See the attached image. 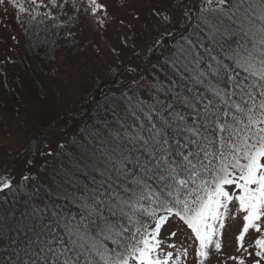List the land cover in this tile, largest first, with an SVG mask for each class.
Returning a JSON list of instances; mask_svg holds the SVG:
<instances>
[{"label": "snow or ice", "instance_id": "1", "mask_svg": "<svg viewBox=\"0 0 264 264\" xmlns=\"http://www.w3.org/2000/svg\"><path fill=\"white\" fill-rule=\"evenodd\" d=\"M0 5L22 27L24 17L45 33L56 26L61 48L95 45L98 54L115 20L121 43L108 41L107 70L123 67L132 85L45 161H25L27 174L0 165V264H187L188 247L161 239L170 221L190 230L194 264H246L243 255L219 259L234 212L243 220L237 252L264 264V0H119L128 19L101 0ZM137 22L192 34L167 51L162 71L116 65L128 51L138 58L128 31ZM57 68L80 76L71 62Z\"/></svg>", "mask_w": 264, "mask_h": 264}, {"label": "rangeland", "instance_id": "2", "mask_svg": "<svg viewBox=\"0 0 264 264\" xmlns=\"http://www.w3.org/2000/svg\"><path fill=\"white\" fill-rule=\"evenodd\" d=\"M101 2L108 4L109 11L116 13L117 19L121 16L128 19L127 13L119 9V0H101ZM18 15L19 13L11 6H8L6 12L5 6L0 5V100L3 101V105H0V165H11L12 170L17 174L20 172L27 174L30 165L25 161H45L44 153L49 150L50 146H54L56 141L60 143L66 141L73 134V115L77 113L82 100L90 99L91 95L102 85H105L103 88L105 89L118 83L126 84V81L125 77L120 74L123 67L113 66L111 71L107 70L111 60L107 51L108 41L116 44L117 47L121 43V40L117 39L121 32V26L113 20L109 22L107 30L98 41L104 48L102 54L96 53L95 45L91 48H88L87 44L84 48L67 45L66 51L56 59L52 66L48 80L35 86L37 92L28 88V93L22 96L20 101L13 97L8 98L9 96L4 94L3 89L7 85L12 87L24 40V26L22 27L17 21ZM59 15L64 20L66 19L63 13H59ZM23 19L26 22L28 18L24 17ZM183 27V24L173 25L168 31H165L163 24H150L142 29L141 24L137 22L135 29L129 28L128 31L129 33L136 32L138 58H135L133 51H128L115 61L116 65L133 61L141 65V70L148 68L149 65L145 63V58L150 49L162 37ZM154 41H156L155 44ZM97 55H99V59H97ZM68 62H71L74 67H79V78L71 80L63 69L58 70L57 65H66ZM43 119L45 122L53 120L56 124L49 131H44L45 146H40L37 153L32 155L27 151L26 145L43 126L45 127ZM53 137L56 138L55 141ZM32 171L35 169L33 168ZM242 225V217L235 212L232 217L226 220L222 235L223 248L220 261H223L227 256L240 257L243 255L246 258V264H252L251 258H247V253L237 252V236L242 230ZM173 231L176 232L174 237L170 235ZM255 238L256 234L252 231L246 234L244 243L249 251H253L249 246L253 244ZM161 239L166 244L188 247L190 255L187 264H194L195 246L192 243L190 230L186 226H177L176 221H170L162 229ZM212 264H218L215 256ZM227 264H235V262L228 260Z\"/></svg>", "mask_w": 264, "mask_h": 264}, {"label": "trees", "instance_id": "3", "mask_svg": "<svg viewBox=\"0 0 264 264\" xmlns=\"http://www.w3.org/2000/svg\"><path fill=\"white\" fill-rule=\"evenodd\" d=\"M27 20L24 25L22 51L17 61V69L15 71L16 77L13 79L12 87L7 85L3 89L4 94L9 96L8 98L13 97L16 100L18 99L17 101H20L19 99L28 93V88L37 92L35 86L48 80L56 59L67 49V44L62 48L60 47V37L54 35L59 29L52 25L51 21H48V24L52 26L49 27L45 33L43 31V25L39 27L34 24L29 25ZM63 21L64 19L60 16V20L57 21V24ZM191 34L192 28L185 30L183 27L170 35L162 37L150 49L145 58V63L149 65V72L151 73L153 69L162 71L160 65L166 59L167 51L171 48H175L182 40H186ZM67 51L69 52V50ZM130 87H132V85L126 86V84L122 83L110 85L105 89H97V91L91 95L90 99L82 100L78 106L79 109L77 113L73 115V134L66 141H70L86 127L90 126L96 120L97 116L100 115L101 110L108 103L109 98L128 92ZM0 105H3V101L1 100ZM43 122L45 127L43 126L26 145L27 151L32 155L37 153L40 146H45L46 140H44L45 137L43 136L45 135L44 131H49L52 126L56 124L53 120L45 122L43 119ZM32 172L33 174L35 173V171Z\"/></svg>", "mask_w": 264, "mask_h": 264}, {"label": "water", "instance_id": "4", "mask_svg": "<svg viewBox=\"0 0 264 264\" xmlns=\"http://www.w3.org/2000/svg\"><path fill=\"white\" fill-rule=\"evenodd\" d=\"M104 86H105V85H102V87H101V88H99V90L103 89V88H104Z\"/></svg>", "mask_w": 264, "mask_h": 264}]
</instances>
